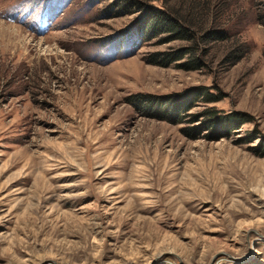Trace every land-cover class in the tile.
Instances as JSON below:
<instances>
[{
	"label": "rangeland",
	"instance_id": "obj_1",
	"mask_svg": "<svg viewBox=\"0 0 264 264\" xmlns=\"http://www.w3.org/2000/svg\"><path fill=\"white\" fill-rule=\"evenodd\" d=\"M138 1L231 37L162 67L121 0H0V264H264V0Z\"/></svg>",
	"mask_w": 264,
	"mask_h": 264
},
{
	"label": "trees",
	"instance_id": "obj_2",
	"mask_svg": "<svg viewBox=\"0 0 264 264\" xmlns=\"http://www.w3.org/2000/svg\"><path fill=\"white\" fill-rule=\"evenodd\" d=\"M118 9L123 15L132 13L133 9L140 12L141 17L136 21L134 28L136 32L142 35L143 41H149L157 36L165 35L162 38V42L180 40L187 43V45L177 50L152 55L150 62L162 67H168L173 62L182 61L178 65L179 68L200 70L205 66L204 58L208 53L209 45L229 40L231 37L230 31L220 28L195 29L193 23L189 24V21L185 18H179L169 10L144 6L138 0H121ZM248 52V45L244 43L237 44L226 53L223 62L228 66H233L243 59ZM186 57L187 59L184 60ZM202 99L206 102L220 100L219 97L212 96L207 91H200L190 96V98L177 99L171 103L168 101L160 102L158 107H155L153 101L146 100V102L149 110H151L148 111V114H152V116H156L160 120L172 119L175 120V123H179L178 117L174 119L176 114L186 113L197 101ZM188 100H191V102L189 103ZM217 122L222 123L221 128L223 129H235L236 126L247 121L232 115Z\"/></svg>",
	"mask_w": 264,
	"mask_h": 264
}]
</instances>
